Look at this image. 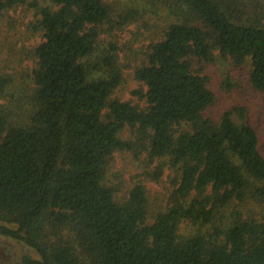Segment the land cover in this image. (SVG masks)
<instances>
[{
    "label": "trees",
    "instance_id": "1",
    "mask_svg": "<svg viewBox=\"0 0 264 264\" xmlns=\"http://www.w3.org/2000/svg\"><path fill=\"white\" fill-rule=\"evenodd\" d=\"M50 1L57 9L38 8L32 25L43 37L34 50V110L12 121L0 105V236L34 253L19 264H264L258 134L232 119L233 111L244 117L241 108L208 116L216 97L193 70L214 51L237 65L249 59L250 84L264 91V1L175 0L193 21L170 24L135 69L143 109L111 97L122 82L116 45L95 56L110 6ZM125 128L134 141L120 137ZM122 150L167 158L175 172L168 206L152 222L143 185L118 202L105 184ZM183 223L196 231L181 234Z\"/></svg>",
    "mask_w": 264,
    "mask_h": 264
},
{
    "label": "rangeland",
    "instance_id": "2",
    "mask_svg": "<svg viewBox=\"0 0 264 264\" xmlns=\"http://www.w3.org/2000/svg\"><path fill=\"white\" fill-rule=\"evenodd\" d=\"M104 2L110 6L112 18L103 26L95 56L106 52L109 44L116 45L122 82L111 97L143 109L147 105L146 87L134 79L135 69L145 63L149 45L160 41L170 24L190 22L193 17L182 12L175 0ZM38 8L57 9L50 0H14L11 6L0 8V78L6 81L0 84V105L7 107L12 121H26L34 110L31 77L36 65L34 50L43 41L42 34L34 31L32 26L39 18ZM121 17L126 18V22L122 23ZM193 70L205 77L208 88L216 97L207 115L218 120L226 110L243 109V118L233 111L232 119L236 123L244 120L255 128L264 155V91H258L250 84V60L237 65L229 56L214 51L211 61L194 60ZM120 137L135 140L129 128L123 129ZM138 151L137 154L130 150L116 151L107 169L105 184L114 190V199L118 202L127 198L135 184L143 185L150 213L147 222H152V218L168 206L175 172L167 158L150 160L146 151ZM158 168L161 173L156 177ZM254 210L261 208L257 206ZM196 229L197 226L190 223L180 225L181 234H192ZM25 253L34 254L21 242L0 236V264H19Z\"/></svg>",
    "mask_w": 264,
    "mask_h": 264
}]
</instances>
